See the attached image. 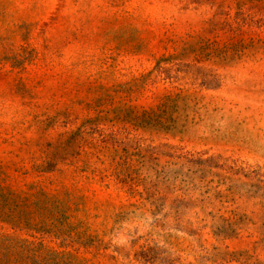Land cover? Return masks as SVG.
<instances>
[{"label": "rangeland", "instance_id": "374dc122", "mask_svg": "<svg viewBox=\"0 0 264 264\" xmlns=\"http://www.w3.org/2000/svg\"><path fill=\"white\" fill-rule=\"evenodd\" d=\"M0 264H264V0H0Z\"/></svg>", "mask_w": 264, "mask_h": 264}]
</instances>
